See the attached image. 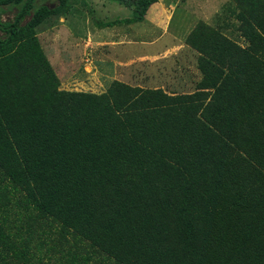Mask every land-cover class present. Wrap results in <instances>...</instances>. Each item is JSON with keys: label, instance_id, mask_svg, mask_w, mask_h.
I'll use <instances>...</instances> for the list:
<instances>
[{"label": "trees", "instance_id": "obj_1", "mask_svg": "<svg viewBox=\"0 0 264 264\" xmlns=\"http://www.w3.org/2000/svg\"><path fill=\"white\" fill-rule=\"evenodd\" d=\"M73 1L0 0V264H264V0L185 37L182 94L63 89L38 33ZM162 41L131 48L170 70Z\"/></svg>", "mask_w": 264, "mask_h": 264}, {"label": "rangeland", "instance_id": "obj_2", "mask_svg": "<svg viewBox=\"0 0 264 264\" xmlns=\"http://www.w3.org/2000/svg\"><path fill=\"white\" fill-rule=\"evenodd\" d=\"M230 2L158 0L148 10L146 21L126 23L134 15V6L129 3L77 0L66 15L53 17L40 26L38 34L63 89L102 93L117 78L135 85L162 87L169 93H191L202 75L197 55L187 49L185 37L200 22L216 25ZM0 17L7 20L13 14L2 13ZM117 18L126 22L107 27L97 24L99 20ZM163 38L171 47L161 57L170 61L171 69L157 72L151 67L159 59L149 57L147 49L141 53L139 48L131 47H156L155 43H162ZM175 40L181 43L174 44Z\"/></svg>", "mask_w": 264, "mask_h": 264}]
</instances>
